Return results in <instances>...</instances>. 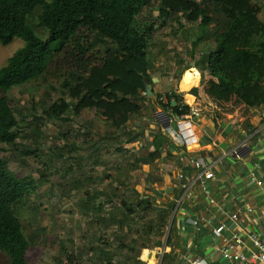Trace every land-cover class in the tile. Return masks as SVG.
<instances>
[{
  "label": "trees",
  "instance_id": "16d2710c",
  "mask_svg": "<svg viewBox=\"0 0 264 264\" xmlns=\"http://www.w3.org/2000/svg\"><path fill=\"white\" fill-rule=\"evenodd\" d=\"M151 1L0 0V45L7 46L14 39L23 42L0 69V145H13L17 139L18 121L7 93L40 78L53 57L67 48L72 49L68 57L73 60L75 72L62 87L71 101L61 98L50 105L44 111L48 119L65 120L63 116L70 110L75 116L94 110L114 131H120L139 115L142 103L151 100L146 97L152 86L148 43L153 38L155 23L141 28L137 18ZM156 1L159 21L179 23L182 18L195 26L194 47L203 41L213 45L195 68L205 75L199 87L200 97L215 106V121L237 109L264 108V21L259 18L264 0H204L211 5L216 19L206 5L195 0ZM34 18L36 28L45 33V38L37 34ZM94 35L113 47L93 51L90 41ZM182 80L183 90L196 85L188 83L184 75ZM161 96H157L156 104L164 113L170 111L172 116L179 117L189 114V106L176 91L165 94L166 103L159 100ZM159 156V152L152 151L148 160ZM36 190V182L18 178L0 157V254L5 264H26L32 238L24 234L17 209L23 208ZM150 198L141 196L134 204L125 203L122 212L134 215L137 210L151 211L154 207ZM174 207L175 203L170 202L164 211L160 210L155 230L169 225ZM176 234L172 221L165 241V247L171 251L162 255L161 264L173 263L171 252ZM161 246V242L154 245ZM128 249L134 251L135 245ZM101 254L104 264H112V255ZM53 264L78 261L61 246ZM124 264L145 262L125 257Z\"/></svg>",
  "mask_w": 264,
  "mask_h": 264
},
{
  "label": "rangeland",
  "instance_id": "374dc122",
  "mask_svg": "<svg viewBox=\"0 0 264 264\" xmlns=\"http://www.w3.org/2000/svg\"><path fill=\"white\" fill-rule=\"evenodd\" d=\"M195 1L206 5L204 0ZM157 6L158 2L152 0L137 18L141 28L155 23L153 38L148 43L150 76L169 79L167 89L160 85L155 89L152 83L153 95H146L151 100L142 103L143 110L152 115L159 107L157 95L165 93L160 91L178 93L179 86L183 90V80L180 84L183 71L195 68L203 55L213 48L207 41L194 47L195 26L182 18L179 23L159 21ZM206 6L216 19L211 5ZM259 18L264 21V9ZM36 23L34 18L33 25ZM35 30L45 38L41 29L35 26ZM90 42L93 51L102 52L113 47L96 35ZM22 46L19 39L7 46L0 45V69ZM71 51L67 48L55 55L40 78L7 93L18 121L17 139L13 145H0V157L18 178H29L37 184L36 192L25 206L17 209L24 234L32 238L26 264H53L61 246L77 258L78 264H104L102 252L112 255V264H124L125 257L145 259L147 252L144 250L159 252L153 249L156 242L162 243L161 257L169 225L161 231L155 230L159 208L155 205L146 213L137 210L134 215L122 212L125 203L134 204L139 197L146 199L152 195L148 184H143L156 181V177L137 164L146 157L142 140L158 133L160 128L156 124L149 130L147 123L142 121V116L148 115L144 112L132 117L120 131H114L94 110H84L78 116L70 110L63 116L65 120L48 119L44 111L50 105L61 98L71 101L62 87L75 72L73 60L68 57ZM183 75L188 83L198 81L195 69ZM202 77L204 79L205 75ZM197 88L192 89L196 97L200 93ZM128 141L139 143L127 148ZM28 152L32 154H26ZM131 245H135L134 251H129ZM154 257L158 260L159 255L155 253ZM0 264H5L1 254ZM147 264H154V261L149 259Z\"/></svg>",
  "mask_w": 264,
  "mask_h": 264
},
{
  "label": "crops",
  "instance_id": "0c3cea01",
  "mask_svg": "<svg viewBox=\"0 0 264 264\" xmlns=\"http://www.w3.org/2000/svg\"><path fill=\"white\" fill-rule=\"evenodd\" d=\"M193 69L198 72L196 85L186 91L181 90L179 86L177 90L190 108L188 115L197 125L196 145L190 149L177 147L170 142V138L160 125V133H157V136L156 133H152L142 140L146 148V157L137 165H142L144 171L152 174L153 178L156 177V181L143 184V186L148 184L151 188L150 199L153 201V207L156 205L157 209L164 211L168 203H175L171 222L173 221L177 232V241L171 252L174 259L172 264H187L188 258L194 256L205 260L206 264H231L223 260L219 253L221 240L229 232L236 231L246 239L247 245L246 235L249 233L257 234L264 242V120L261 117L264 108L250 111L237 109L215 121V106L208 101L200 100V93L197 97L190 95L193 88H199L202 73L196 68L184 70L180 84L183 74ZM153 79H156L152 82L155 89H158L159 85L168 88V78L156 77L152 78V81ZM160 92H165L160 93L164 95L170 91ZM189 98L193 101L190 102ZM147 111L142 109L141 112L148 114ZM157 112L163 111L156 108L153 115L149 113L150 115L142 116L141 120L147 123L149 130L158 125L155 117ZM176 117L173 115L172 119ZM139 142H128L125 146L133 148ZM242 143L246 147L238 158L228 155L233 148ZM152 151L159 152L160 156L148 160V154ZM179 157L195 159L205 167H210L214 179L205 182V186L211 192L213 204L203 192L201 183L193 179L195 170L187 164H180ZM134 162L132 160V164ZM180 174H183L181 179ZM234 213L237 215L236 222H227L228 217ZM222 223L228 225L226 230L220 232L218 229ZM164 247L165 245L162 247L161 255L171 251L169 247ZM153 249H158L159 252L144 250L147 254L145 259L141 260L146 264L149 259H152L154 264L161 262L160 249L157 247ZM166 249L169 251L166 252ZM155 253L159 255L158 260L154 257Z\"/></svg>",
  "mask_w": 264,
  "mask_h": 264
},
{
  "label": "built area",
  "instance_id": "2783aa9c",
  "mask_svg": "<svg viewBox=\"0 0 264 264\" xmlns=\"http://www.w3.org/2000/svg\"><path fill=\"white\" fill-rule=\"evenodd\" d=\"M159 100L162 103H166L167 97L164 94ZM166 114L169 116L170 125L163 129V131L170 138V142L184 149H190L195 146L198 141V128L195 121L189 115L177 116L176 119H172L170 111L166 112ZM261 117L264 120V110L261 112ZM245 147V144L242 143L233 148L228 155L238 158ZM178 160L180 164H187L191 169L195 170L196 174L193 179L195 182L201 183L203 192L210 198L209 202L213 204L214 201L211 198V192L205 186V182L214 179V174L210 167H205L195 159L179 157ZM179 178H183V174H180ZM236 220L237 215L234 213L228 217L227 222L235 223ZM226 223H222L218 231L221 232L226 230V226L228 225ZM246 238L248 245L246 239L242 238L236 231L229 232V234L224 236L221 240L222 245L219 248L220 257L231 264H264V242L261 241L260 237L255 233H249L246 235ZM187 264H206V262L194 256L188 258Z\"/></svg>",
  "mask_w": 264,
  "mask_h": 264
},
{
  "label": "water",
  "instance_id": "95a60500",
  "mask_svg": "<svg viewBox=\"0 0 264 264\" xmlns=\"http://www.w3.org/2000/svg\"><path fill=\"white\" fill-rule=\"evenodd\" d=\"M146 95L147 96H152L153 95L152 87H149L147 89ZM171 105H175V103L172 102ZM155 117H156L157 121L159 122V124L161 125V127L163 129L169 127V125H170V119H169V117L166 114H164L163 112H157L155 114Z\"/></svg>",
  "mask_w": 264,
  "mask_h": 264
},
{
  "label": "bare ground",
  "instance_id": "6f19581e",
  "mask_svg": "<svg viewBox=\"0 0 264 264\" xmlns=\"http://www.w3.org/2000/svg\"><path fill=\"white\" fill-rule=\"evenodd\" d=\"M156 79H153V82H155Z\"/></svg>",
  "mask_w": 264,
  "mask_h": 264
}]
</instances>
